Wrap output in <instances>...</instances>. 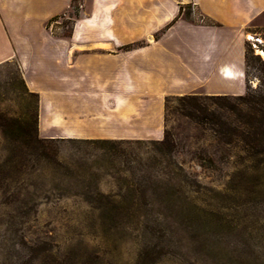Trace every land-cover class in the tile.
Here are the masks:
<instances>
[{"label": "rangeland", "instance_id": "obj_1", "mask_svg": "<svg viewBox=\"0 0 264 264\" xmlns=\"http://www.w3.org/2000/svg\"><path fill=\"white\" fill-rule=\"evenodd\" d=\"M73 16L69 9L49 27L63 37ZM251 37L245 83L256 89L264 26ZM182 74L161 73L147 95L123 97L136 109L121 111V126L84 139L109 141L102 149L64 141L47 144L43 158L17 130L32 121L34 99L15 62L0 66V264H264V163L246 160L214 134L219 120L236 121L224 109L233 101L199 100L207 109L203 124L183 116L176 102L165 108L166 97L225 91L213 84L202 90ZM147 102L149 116L139 115L137 106ZM110 135L121 140H104Z\"/></svg>", "mask_w": 264, "mask_h": 264}, {"label": "crops", "instance_id": "obj_2", "mask_svg": "<svg viewBox=\"0 0 264 264\" xmlns=\"http://www.w3.org/2000/svg\"><path fill=\"white\" fill-rule=\"evenodd\" d=\"M70 4L0 0V66L15 62L37 95L41 139L101 138L111 124L121 126L122 110L133 112L135 105L123 97L145 94L154 77L169 71L175 77L188 72L202 90L209 84L225 90L206 95L245 93L246 37L264 26V0H79L70 37L56 35L47 24ZM187 6L191 20L179 15ZM148 104L137 106L139 115L149 116ZM161 134L162 128L154 139Z\"/></svg>", "mask_w": 264, "mask_h": 264}, {"label": "trees", "instance_id": "obj_3", "mask_svg": "<svg viewBox=\"0 0 264 264\" xmlns=\"http://www.w3.org/2000/svg\"><path fill=\"white\" fill-rule=\"evenodd\" d=\"M76 0H71L70 9H74L73 18L68 17L70 23L69 32L63 37H70L72 23L77 19L79 14V3L77 7H74ZM179 15H183L186 20H191V12L188 7L180 8ZM58 18H53L48 22L47 28L56 21ZM141 46V44H135L124 47V49H131L134 47ZM256 62H259V72L262 74L263 83L260 82V85L256 89H251L249 86L246 87L245 93L241 96H205L203 99H200L196 96H180V97H166L164 106L165 108L168 104L176 102L180 106V110L183 116L192 119L198 124H203L206 120L207 109L204 106L199 105L197 102L199 100H208L213 102L216 106H219L220 103H227L233 101L234 105H229L225 107L230 114L234 115L236 118L235 122H219L217 123V128L214 130V134L217 139L221 142L239 148L242 153L246 156V160L255 162L256 164L264 163V90H261V87L264 88V61L261 62L260 58L256 57ZM245 66L246 63V54H245ZM20 83L25 91H28L26 88L23 79H20ZM29 97L34 99L35 114L32 117L30 123L22 121L18 122L20 126L17 128L19 131L27 138L33 139L35 144H38L40 148L41 157L46 158L47 153V144L58 143V142H80L83 144L96 145L102 149L103 146L109 144V141H100V140H74V139H38L37 138V105L38 97L36 94L29 92ZM229 104V103H228ZM16 130V131H17ZM166 142V138L159 142L160 145H163ZM56 156V153L53 155ZM199 219V217L197 216Z\"/></svg>", "mask_w": 264, "mask_h": 264}, {"label": "bare ground", "instance_id": "obj_4", "mask_svg": "<svg viewBox=\"0 0 264 264\" xmlns=\"http://www.w3.org/2000/svg\"><path fill=\"white\" fill-rule=\"evenodd\" d=\"M247 40H249V41H254L255 42V40H254V38L253 37H251L250 35L249 36H247V38H246ZM259 53V52H258Z\"/></svg>", "mask_w": 264, "mask_h": 264}]
</instances>
